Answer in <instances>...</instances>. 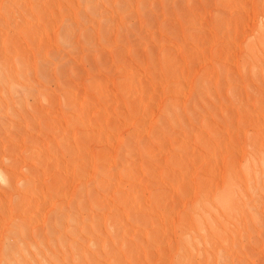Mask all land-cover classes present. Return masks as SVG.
<instances>
[{"label": "rangeland", "instance_id": "obj_1", "mask_svg": "<svg viewBox=\"0 0 264 264\" xmlns=\"http://www.w3.org/2000/svg\"><path fill=\"white\" fill-rule=\"evenodd\" d=\"M0 264H264V0H0Z\"/></svg>", "mask_w": 264, "mask_h": 264}, {"label": "bare ground", "instance_id": "obj_2", "mask_svg": "<svg viewBox=\"0 0 264 264\" xmlns=\"http://www.w3.org/2000/svg\"><path fill=\"white\" fill-rule=\"evenodd\" d=\"M231 183H232V182H231ZM231 183H230V184H231ZM233 184H234V183H233ZM231 185H232V184H231ZM228 188H229V187H228ZM232 188H233V187H231L230 189L232 190ZM223 189H224V188H223ZM222 191H223V190H222ZM224 192H226V191H224ZM224 192H223V193H224ZM227 192H229V191H227ZM229 193H230V192H229ZM219 194H221V193H219ZM219 194H218V195H219ZM226 194H228V193H226ZM218 195H217V196H218ZM222 195H223V194H222ZM219 196H220V195H219ZM225 196H226V195L224 194V195L221 196L219 199H222V200H223L222 202H224V203L227 204V203H228L227 200H229V198H225ZM227 197H228V196H227ZM226 199H227V200H226ZM233 201H234V200H233ZM219 203H220V202H219ZM197 205H198V204H197ZM221 205H222V204H221ZM223 205H224V206H227V205H225V204H223ZM223 205H222V206H223ZM198 222H199V221H198ZM211 223H212V222H211ZM199 226H200V225H199Z\"/></svg>", "mask_w": 264, "mask_h": 264}]
</instances>
